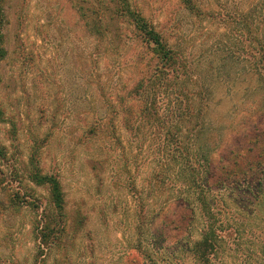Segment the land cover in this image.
Returning a JSON list of instances; mask_svg holds the SVG:
<instances>
[{
    "label": "rangeland",
    "instance_id": "rangeland-1",
    "mask_svg": "<svg viewBox=\"0 0 264 264\" xmlns=\"http://www.w3.org/2000/svg\"><path fill=\"white\" fill-rule=\"evenodd\" d=\"M126 12L189 67L227 53L247 65L264 0H0V264H193L185 251L209 221L188 164L227 228L212 264H254L264 258L262 234V245L251 242L264 229L254 195L264 111L252 105L264 97L251 94L248 76L235 79L239 105H222L208 131L191 111L176 125L166 94L143 116L134 90L157 58ZM188 71L194 89L198 74Z\"/></svg>",
    "mask_w": 264,
    "mask_h": 264
},
{
    "label": "trees",
    "instance_id": "trees-1",
    "mask_svg": "<svg viewBox=\"0 0 264 264\" xmlns=\"http://www.w3.org/2000/svg\"><path fill=\"white\" fill-rule=\"evenodd\" d=\"M124 15L129 17L136 31L139 33L141 41L150 47L151 52L157 58V64L152 75L142 76L135 87L136 90H134L135 94L140 92L145 97H142L145 107L143 116L146 117V112H148L147 107H150L149 111L153 110L156 113L157 110L151 102L154 100L158 108V98L166 94L169 100V107L171 108V115L174 117L176 116V125L181 124L177 116H180V118L182 115L188 116L189 111H191V115L197 113L196 119L198 123L196 127H200L199 131L202 129L208 131L212 127L210 126L209 116L216 115L222 105L229 104L231 109L239 105V100L241 98L229 93V88L231 84L235 82V79L236 83H242L246 80V76H248L249 83L252 84L251 94H253V96L264 97V39L261 41L257 35L258 33L264 35V18L258 22L260 32L257 31L258 24H254V33L256 37H258L256 40L258 48L257 52H255L252 57V62H249L247 65L238 63V61L233 60L230 54L227 53L220 56L218 60H209L206 65L203 64L205 62L199 59L189 67L188 62L183 56L170 48L161 35H159L141 15L133 12H126ZM246 25H248V23ZM177 69L182 70V78L179 77ZM188 69L192 70L190 72L198 74V76H196L197 80L194 89L186 87L183 81L185 75L189 73ZM169 97L172 99H169ZM262 104L264 105V103ZM252 106V110L258 111V109H261V111H264V106L259 102H255ZM221 129L222 127H219L216 131L219 132L218 130ZM189 132H192V130H189ZM200 139L201 135H196L195 140L199 142ZM197 151L200 153L201 157L205 159L207 150L198 147ZM0 157L4 159V152L1 150ZM231 166H234L236 171H241L237 163L234 162ZM262 166H264V163ZM188 167L193 184L198 191L197 196L200 204H202V209L208 215L209 223L206 224L201 234V239L195 242L194 245L185 252L190 256L193 264H212V262H215V256L221 249L220 244L224 239V237L221 239V236L224 232H227V228L224 229L223 223H218V221L215 220L206 198L202 197L203 186L208 189L210 188V186H207V180H203L202 177H197V181H195L193 173L197 172V170L193 165L188 164ZM229 174L230 173L227 172L224 176V179L227 181L230 179ZM263 183V181H260L255 185L254 195L256 197H258V195L262 197L264 205ZM53 190L54 198L57 200L58 188L56 185H54ZM260 229L262 230V228ZM261 230L257 236V242L254 239L251 241L253 243L252 246L257 247L262 245L258 239L260 234L264 237V229ZM228 236L232 238L234 234L228 233ZM232 240L234 239L232 238ZM254 264H264V258L258 255L254 259Z\"/></svg>",
    "mask_w": 264,
    "mask_h": 264
}]
</instances>
